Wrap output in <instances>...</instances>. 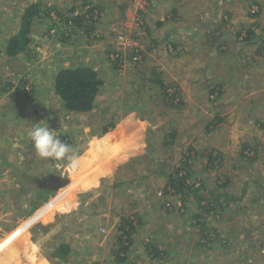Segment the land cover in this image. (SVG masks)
Masks as SVG:
<instances>
[{
	"label": "rangeland",
	"instance_id": "374dc122",
	"mask_svg": "<svg viewBox=\"0 0 264 264\" xmlns=\"http://www.w3.org/2000/svg\"><path fill=\"white\" fill-rule=\"evenodd\" d=\"M34 1L9 0L14 9ZM178 1L193 6L191 0ZM45 4L48 12H74L48 21L49 44L58 29L68 33L64 40H77L72 36L76 27L67 30L61 22L71 16L95 21H86L94 34L89 46H100V31L108 30L102 65L98 51L90 58L82 49L81 57L95 59L102 86L89 112L69 116L56 103L53 121L47 117L48 126L75 149L77 170L36 155L28 136L32 124L15 138L20 145L12 148L13 157L0 161V264H264V0L209 2L202 12L205 21L200 19L194 31L175 39L177 43L163 42L187 50L181 56L176 52L161 72L149 61L147 55L155 48L143 34L153 2ZM3 15L0 12V37L13 32ZM103 17L106 22L100 26ZM247 30L252 32L248 39ZM125 47L141 50L142 63L132 64L133 52L126 49L115 68L110 61L117 58L116 49ZM112 50L116 54H110ZM47 54L40 58L49 59ZM208 61L219 64L209 68ZM51 67L42 63L38 73L44 75ZM27 83L18 82L17 89L27 93ZM130 109V118L123 115ZM41 112L42 117L48 115L44 108ZM9 143L11 148L14 140ZM20 154L22 160H15ZM177 169L179 176L188 169L189 184L200 188L196 194L204 199L192 193L184 200L172 192L162 172ZM46 179L68 182L59 188L41 186ZM210 196L217 202L207 204ZM126 220L137 230L129 233L133 242L124 255L117 238L127 236L118 231ZM17 221L22 223L17 226ZM170 238L173 252L152 258L151 248ZM62 243L69 252L57 251ZM121 257L123 262L118 261Z\"/></svg>",
	"mask_w": 264,
	"mask_h": 264
},
{
	"label": "crops",
	"instance_id": "0c3cea01",
	"mask_svg": "<svg viewBox=\"0 0 264 264\" xmlns=\"http://www.w3.org/2000/svg\"><path fill=\"white\" fill-rule=\"evenodd\" d=\"M148 1H150L151 3L153 2L152 5L153 12L151 10L150 12L147 13V19L146 21H144L146 31L143 32V34L147 38L151 39L149 40V43L155 49H153L154 50L153 53H149L147 56L149 58L150 63H152L153 65L154 64L157 65L158 71L161 72L164 69V66H166V61L171 57H173L176 54V52H178V55L181 56L183 55V51L187 50L184 47H180V50L176 49L178 45H174V44H171L172 47L171 46L165 47L163 45V42L171 39L172 43H177L175 42V39L181 40L182 38L181 35L183 36L186 32H189L191 30L194 31L195 28L202 23L200 22V19L202 21H205L206 18L202 17L205 14L202 15V12L205 9H207V7H209L210 5L209 2H214L216 0H210V1L191 0L193 1L192 3L193 6L189 8L184 7L185 4L179 2L178 0H157V1L148 0ZM188 1L189 0H187V2ZM46 2L47 0H35L32 4L29 5V6L34 4L38 5L39 13L34 18L31 28L29 30V35H28L30 39L29 46L26 48L24 52L19 53L14 57H8L6 55V50H5L6 43L9 41V39L12 36H14L19 32L22 15L29 6H24V8H21L20 5V7L16 6L14 9L11 8V3L9 2V0L0 4V12L5 14L3 15V18L6 22V26L11 25L13 31L11 35H8L6 37H0V161H2V159L3 161H6L7 159L10 160L13 157L15 151L12 150V148H14L15 145L17 147H19L20 145L18 144L15 138L16 137L21 138L22 136L21 133L25 134L24 126L28 127L29 125L31 126L32 124V127H30L31 130L37 124L40 125V124H44L45 122L48 124L47 117H49L52 120V117L56 115L55 112L59 110V108H56L57 106L56 103L61 105V107L63 108V105L61 104L62 102L58 98V96H56L54 89V81L57 73L61 69H75L80 66H88V65L89 66L92 65L91 67H95L97 69V66L95 64L96 63L95 59H93V61H89V59L93 56H96L95 54L98 51V53L100 54V64L102 65L101 60L103 59V55H104L103 53V50L105 48L104 44L108 46L107 45L108 39H106L107 36L106 31L108 30L105 31L102 29L100 31V46L93 44L89 46L88 44L90 43L89 41L90 33L83 32L81 28H77V27L75 33L72 35L75 37V39H77L75 42H73V39L64 40L63 37L68 36V33L63 32L61 29H58L56 33H54L55 35L52 34L53 36L49 38L50 40H52V42H50L51 44H49L48 39L45 35L48 21L52 20L54 22L58 18L65 17V15H71V13L69 9H64L57 11L52 10V12L54 13L52 14V12H48V9L44 8V6H46L45 4ZM194 2L197 3L198 5L194 6ZM171 15L173 16L171 17ZM175 15H176V19H175ZM217 15L219 18L221 17L219 14ZM66 20L67 19L65 18L61 19V22L64 23V26L66 27L67 30H70L71 26L66 24ZM176 20L179 21L176 23ZM101 21L106 22L104 17L101 18L100 26H102ZM127 23L128 22H126L124 26H126ZM195 23L196 24L198 23V25H196ZM210 23L211 22H209L207 25H209ZM44 24H46L45 28L43 27ZM52 28L53 26L50 25L49 31ZM81 36H85V37H81ZM92 36L94 37V34ZM223 40L227 41V39L225 38H223ZM159 44L161 46H159ZM41 48L44 51L42 54L40 53ZM240 48L242 49L243 46H240ZM82 49H87L89 51L90 58L84 59V61L81 60V57L85 55ZM226 49L229 51L230 48H226ZM45 53H48L47 55L49 59L42 60L40 57H44ZM256 53L259 54L258 49ZM58 57H60L61 59L59 60ZM165 57L167 58L164 60ZM181 59L183 60L182 57ZM242 59L245 58L242 56ZM24 63L25 66H22ZM42 63L48 66H52L50 68V72L44 75L38 73L39 65L40 64L42 65ZM213 63L219 64V62H210V61H208L206 64H210L208 65V67L211 68L213 67L212 65ZM220 65L221 68L225 66L224 63H220ZM216 66L218 65L216 64ZM29 71H31L30 74H28ZM150 74L151 72L148 74L145 73V76L149 78ZM225 76L227 79L232 80L230 76L227 75ZM26 77H28L29 79ZM165 78L167 77H164V79ZM144 79L146 80V77H144ZM9 80L11 81V83L9 82ZM140 80L141 78L137 79V81ZM20 81L21 82L25 81L26 83L27 81L29 82L30 84L28 85L29 91L27 93L22 91L21 89H17L19 87L18 82ZM7 82H9L10 84L6 86ZM214 85L220 86L221 83L214 82ZM180 89L182 88L180 87ZM43 108L44 110L46 109L48 111V115L46 117L41 116L42 114L41 111L43 110ZM132 110L130 109L124 111L123 115L130 118L133 114ZM65 114L69 116L73 115V113H65ZM11 140H14V143L13 145H11L10 148L9 142ZM21 156H22L21 154L16 155L15 160L16 159L19 161L22 160ZM199 158H202L201 155L199 156ZM14 165H16L17 168V163L16 164L14 163ZM16 175H18V173ZM67 182L68 180H63V179L62 180L46 179L44 183H41V186L53 184L54 186L59 188L65 186ZM13 187L14 185L12 186V188ZM18 188H16V191ZM48 189L50 188L48 187ZM21 203L23 207L24 206L23 202ZM21 219L22 218H19V220ZM17 222H16V225L18 224L17 226H19L22 223V221L20 223ZM229 234L230 233H226L224 236L227 238L235 237L234 235L232 237ZM238 236L239 234H236V237ZM171 241L172 239L166 241L167 243L166 242L160 243L161 246H159L158 249L161 250L162 253L159 255L160 256L159 259H161L162 256H164L165 254L170 255L173 252ZM171 257L173 258L174 255L168 257V259H170ZM239 261L242 262V260Z\"/></svg>",
	"mask_w": 264,
	"mask_h": 264
},
{
	"label": "trees",
	"instance_id": "16d2710c",
	"mask_svg": "<svg viewBox=\"0 0 264 264\" xmlns=\"http://www.w3.org/2000/svg\"><path fill=\"white\" fill-rule=\"evenodd\" d=\"M38 5H31L29 6L25 12L22 15L21 18V24H20V30L17 34L12 36L9 41L6 43V55L8 57H14L18 55L19 53H22L26 50V48L29 46L30 39L28 37L29 30L31 28L32 22L34 18L38 15ZM71 15L74 14L73 10H70ZM86 21H93L91 18L86 19ZM86 21L81 16H75L70 17L66 20V24H69V26H75L77 28H81L83 32H89L93 29V26L88 27L86 25ZM73 24V25H72ZM85 25L87 27H85ZM90 25V22H89ZM85 28H84V27ZM252 32L250 30L246 31V39H248L251 36ZM89 41L93 38L92 35H89ZM245 39V40H246ZM110 54H116L114 50L110 52ZM139 54H142V51H139ZM115 61H110L115 68H118L117 64H119L121 61L116 58L112 59ZM142 63V59H138L136 61H133L132 64H140ZM92 65L88 66H80L75 69H61L54 81V89L55 94L59 97V99L62 102V105L64 107V110L68 113H86L89 112L93 108L94 99L96 97V94L98 93L100 87L102 86V81L99 77V72L95 67H91ZM157 74V73H156ZM145 83V82H142ZM160 83V82H155ZM10 83L7 82V85ZM162 170V169H161ZM187 172L182 175H178L180 173V170H176L174 173H164L166 176V185L169 186L172 189V192L176 195H178L180 198H187L190 194H195V197L198 199L203 198V195L196 194V191H199L200 188H193L194 184L190 185L188 182V169H186ZM200 185V184H199ZM213 195V194H211ZM202 196V197H200ZM228 196V195H227ZM211 200L207 201V204L211 201L212 203L217 202L216 196H210ZM225 197V195H223ZM127 223V224H126ZM124 233H126L127 236H124L123 239L122 235L117 238V246L120 248L119 251L126 253L130 249V245L133 242L131 232L135 233V227L133 224V221L126 220V222H123L119 224L118 231L122 230ZM132 230V231H131ZM130 233V234H129ZM129 234V235H128ZM124 243H127L124 245ZM159 248V247H158ZM151 248L150 252L153 251L154 258L156 255L159 256V252L161 250L159 249ZM58 252L66 253L69 252L68 246L66 244H59L57 247ZM56 253L54 257H57ZM128 253L124 254L127 255ZM160 257V256H159ZM123 258H119L118 261L123 262ZM125 262V261H124ZM127 263V262H126Z\"/></svg>",
	"mask_w": 264,
	"mask_h": 264
},
{
	"label": "clouds",
	"instance_id": "9594fccd",
	"mask_svg": "<svg viewBox=\"0 0 264 264\" xmlns=\"http://www.w3.org/2000/svg\"><path fill=\"white\" fill-rule=\"evenodd\" d=\"M28 136L38 157L57 163L67 162V167L71 170L78 169L79 158L75 149L62 141L57 131L51 129L46 122L44 125H35Z\"/></svg>",
	"mask_w": 264,
	"mask_h": 264
},
{
	"label": "built area",
	"instance_id": "2783aa9c",
	"mask_svg": "<svg viewBox=\"0 0 264 264\" xmlns=\"http://www.w3.org/2000/svg\"><path fill=\"white\" fill-rule=\"evenodd\" d=\"M126 49H130V51L131 52H133L132 54H129L130 56H131V60L132 61H136V60H138L139 59V49L138 48H126L125 47V49H123V50H119V49H116V51H117V58L119 59V58H123V56H124V53H125V50ZM116 53V52H115Z\"/></svg>",
	"mask_w": 264,
	"mask_h": 264
}]
</instances>
